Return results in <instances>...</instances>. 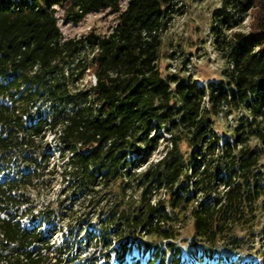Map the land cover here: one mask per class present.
I'll return each instance as SVG.
<instances>
[{
  "label": "trees",
  "instance_id": "obj_1",
  "mask_svg": "<svg viewBox=\"0 0 264 264\" xmlns=\"http://www.w3.org/2000/svg\"><path fill=\"white\" fill-rule=\"evenodd\" d=\"M122 2L0 0V264L87 259L80 242L55 241L76 213L95 243L91 264H184V254L264 264V0L212 11L209 44L223 67L202 85L160 67L183 0ZM105 10L116 14L107 34L64 36L60 19ZM221 119L229 135L217 132ZM58 179L69 199L57 224L44 231L52 216L38 215L23 225L25 195Z\"/></svg>",
  "mask_w": 264,
  "mask_h": 264
},
{
  "label": "rangeland",
  "instance_id": "obj_2",
  "mask_svg": "<svg viewBox=\"0 0 264 264\" xmlns=\"http://www.w3.org/2000/svg\"><path fill=\"white\" fill-rule=\"evenodd\" d=\"M127 0H123V7L126 6ZM221 4V0H183L180 3L182 14L178 15L169 30L164 34L163 46L161 50L160 67L163 74H166L170 67L176 70L179 68H185V73H190L195 78L198 85L203 83L216 82L221 78V69L223 67V61L213 52V48L209 44L210 35V18L214 9L218 8ZM59 11V15H61ZM116 14L105 10L97 11L88 14L83 21L79 24L65 23L61 19L59 21L61 30L65 37L80 36L88 32L91 28L95 27L96 31L101 34H107L112 25H114ZM250 19H247L244 23V27L247 28ZM94 82L92 74L87 75L85 84ZM231 123L225 120L216 121V130L218 133L225 132L230 134L229 126ZM47 146L51 148V158L59 163V149L52 134L47 136ZM162 148L154 155L153 159H157L162 155ZM0 179L2 177L0 176ZM63 183L60 179L55 180L54 186L51 188L41 187L27 193L23 198L25 205L21 207L23 212H27L29 216L22 219V224L25 226L32 225L31 219L37 218L38 215L49 216L51 220L43 225L44 231H47L49 227L57 224L58 218L55 217V213H58L59 208H62L63 203L61 201L68 200L69 198H63L62 193ZM59 196V198H58ZM59 199V200H58ZM51 200L50 205L47 203ZM72 201V200H71ZM72 202H70L71 204ZM62 204V205H61ZM69 204V203H66ZM60 213V212H59ZM73 214V212H71ZM76 219L69 218L64 223H58L60 227L55 241L57 244H63L64 240H72V243L80 242L79 248L84 259L83 261H77L73 264H91V255L94 252L95 243L93 246L86 244L84 238V232L78 226L76 220L80 219V213H76ZM39 221V218L36 219ZM70 224V226H69ZM72 235H71V234ZM193 235L191 229V223L188 222L185 227L182 228L183 239L190 238ZM185 242H183V245ZM100 263L102 264V255L99 256ZM192 257L188 254H184L182 260L184 264H190ZM145 260L144 258L142 261ZM196 261V259H195ZM206 261V260H204ZM198 263V261H196ZM112 264H119L116 256L112 258Z\"/></svg>",
  "mask_w": 264,
  "mask_h": 264
}]
</instances>
